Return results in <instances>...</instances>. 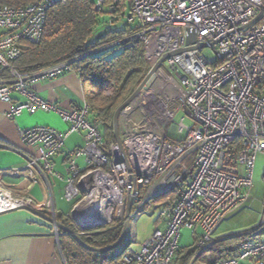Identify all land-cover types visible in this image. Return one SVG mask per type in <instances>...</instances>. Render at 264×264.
I'll return each mask as SVG.
<instances>
[{
  "label": "built area",
  "instance_id": "obj_1",
  "mask_svg": "<svg viewBox=\"0 0 264 264\" xmlns=\"http://www.w3.org/2000/svg\"><path fill=\"white\" fill-rule=\"evenodd\" d=\"M58 1L0 6V101L12 104L8 117L55 112L69 124L64 132L48 126L20 130L35 151L25 155L21 167L0 168V214L23 207L45 210L3 182V175L11 174L31 186L43 183L56 218L50 182L54 158L64 152L71 134L81 132L84 145L65 152L63 193L78 232L125 221L130 197L133 218L163 192L182 187L178 199L167 198L158 206L164 227L155 229L138 250L130 248L124 264H175L184 228L193 231L195 264L216 242L219 224L247 199L257 156L264 154V0H95V10L111 16L107 25L121 14L134 31L90 55L137 39L150 71L166 54L186 49L157 67L151 84L121 111L122 147L116 140L106 142L103 122L93 117L87 102L65 109L32 89L36 82L73 71L83 57L32 72L15 65L25 43L41 40L49 10ZM190 32L197 43L214 50V61L204 48L187 44ZM15 93L22 100L15 101ZM180 112L185 115L176 121ZM80 156L85 157L83 169L77 164ZM262 226L254 237L240 241L235 253L211 264H264Z\"/></svg>",
  "mask_w": 264,
  "mask_h": 264
},
{
  "label": "trees",
  "instance_id": "obj_2",
  "mask_svg": "<svg viewBox=\"0 0 264 264\" xmlns=\"http://www.w3.org/2000/svg\"><path fill=\"white\" fill-rule=\"evenodd\" d=\"M33 1L0 0V6H19ZM105 13L110 15L108 12L99 13L95 10V0H59L49 10L41 40L37 43H25L23 54L15 61V65L21 72H32L71 58L83 57L73 71L80 74L86 102L91 107L93 117L103 122L104 138L107 143H111L115 141V112L143 82L149 72V65L145 59L144 45L137 39L95 55L89 54L106 44L123 39L134 31V27L129 25L120 29L111 28V25L100 19ZM117 16L113 18V22L123 19L121 14ZM103 30L106 32L100 35ZM188 165L192 167L191 159ZM182 190V187L170 189L153 200L160 203L167 198L176 200ZM46 214L50 215L49 212ZM56 217L58 222L78 232L69 216ZM123 227L124 221L115 219L112 224L88 231L81 234V237L90 247L105 248L119 240ZM262 227L260 223L248 232L220 236L209 251L216 260L232 255L240 241L254 237ZM130 229L128 244L119 246L124 245L122 252L116 251L118 247L101 253L82 246L71 235L59 229L62 253L68 264H124L135 237L133 228ZM192 255V250L181 248L175 264H188Z\"/></svg>",
  "mask_w": 264,
  "mask_h": 264
},
{
  "label": "crops",
  "instance_id": "obj_3",
  "mask_svg": "<svg viewBox=\"0 0 264 264\" xmlns=\"http://www.w3.org/2000/svg\"><path fill=\"white\" fill-rule=\"evenodd\" d=\"M32 89L49 102L57 103L65 109L81 106L86 102L82 79L77 71H70L53 79L36 82L32 85ZM13 99L15 101L22 100V97L15 93L13 94ZM11 105V103L0 101L1 169L23 166L26 163L25 155L35 151L34 146L26 144L21 139L20 130L36 126H48L64 132L69 127V124L64 122L55 112L38 111L31 114L25 111L18 117H8L7 112ZM83 145V133L75 132L71 134L65 141L64 152L55 156V173L50 175L51 184L53 185V181L55 186H58V191L62 195L61 199L65 201V204H69V206L71 204L63 197L68 176L67 155L65 152L75 150ZM82 162L85 163V157H78L77 164L83 169L85 166L81 165ZM21 178L23 177L6 174L3 175L2 180L4 183H7V186L15 194L32 196L36 202L44 205L45 214L46 212H50L48 210L45 185L41 183L31 186L25 179L20 180ZM53 197L56 215L59 218L67 216L71 218V209L69 212L65 210L68 208L67 205L64 208L60 207L57 209L54 191ZM48 216H51V214ZM163 227L164 224L159 219L155 229ZM218 227L215 230V234ZM0 264L68 263L62 253L60 233L58 240L53 224L27 210H16L0 214Z\"/></svg>",
  "mask_w": 264,
  "mask_h": 264
},
{
  "label": "rangeland",
  "instance_id": "obj_4",
  "mask_svg": "<svg viewBox=\"0 0 264 264\" xmlns=\"http://www.w3.org/2000/svg\"><path fill=\"white\" fill-rule=\"evenodd\" d=\"M110 17V15L105 13L100 17V19L102 22L107 23ZM136 24L137 21L132 23L131 26ZM125 25H128V22L125 19H122L113 22L111 24V28L120 29ZM204 52L210 61H214V50L211 47L204 48ZM184 115L185 114H183V112H180L176 116V121H179ZM186 123L192 125V120L187 118ZM175 137L177 136L174 135V138ZM81 165L84 167L85 163L82 162ZM20 180H23V178ZM52 183L57 209L60 207L64 208L65 205H67L68 208L65 210L69 212L71 206H69V204H65V201L61 199L62 195L58 191V186L56 187L53 181ZM5 184L7 185V183ZM159 204V201L151 200L148 205L144 207L143 211L131 218L130 224L135 234L134 242L130 247L132 250H138L141 245L149 239L156 228V223L159 220L160 215V207H158ZM48 210L50 211L49 213L53 215L52 207H49ZM260 223H264V154H259L257 156L254 169L253 186L247 194V199L225 217V219L220 223L215 235L216 237H219L222 235L248 232L258 227ZM53 228H55L54 225ZM192 233L193 231L187 228L182 230L180 246L181 248H184V250H191V243L193 242ZM123 249L124 245L116 249V251L122 252ZM192 258L193 255L188 264H191ZM215 261L217 260L214 258L212 252L208 251L204 253L195 264H211Z\"/></svg>",
  "mask_w": 264,
  "mask_h": 264
},
{
  "label": "water",
  "instance_id": "obj_5",
  "mask_svg": "<svg viewBox=\"0 0 264 264\" xmlns=\"http://www.w3.org/2000/svg\"><path fill=\"white\" fill-rule=\"evenodd\" d=\"M105 32H106V30H103L102 32H100V35H103ZM195 43H196V45H194L192 48H195V47L205 48V47H207L206 44L197 43L196 34L194 32H190L189 36H188V39H187V44L191 45V44H195ZM184 50H186V49H179L178 51H176L174 53L166 54L159 61V63L148 72L147 76L145 77L143 82L140 84V86L134 91V93L124 103H122L118 107V109L116 110L115 115H114L115 140L117 141V143L121 147H122V141H121L120 132H119V115H120L121 111L142 89L148 87L151 84V82L154 79L155 70L157 69V67H159L161 64H163L172 55H174L176 53L183 52ZM135 189L136 188H135V184H134L133 190L135 191ZM132 209H133V197H130L128 199V202H127V208H126V212H125L124 227H123V231H122L121 237L119 238V240L115 244H113V245H111L109 247H105V248H93V247L88 246L83 241L80 233H78V232L72 230L71 228H69L68 226L58 222L57 219L54 218L53 216L52 217L48 216L47 214L42 213L40 211H37L35 209H32L30 207H23V208H20V209H15L13 211H16V210H27V211L31 212L32 214H34V215H36L38 217H41V218L51 222L54 226H56L57 229H61V230L65 231L67 234L71 235L74 239H76L82 246H84L86 248H89V249H91L93 251L101 253V252L114 250V249L118 248L121 244H128L129 239H130V232H131V229H130L131 228V224H130L131 222L130 221H131ZM82 229H86V228L82 227Z\"/></svg>",
  "mask_w": 264,
  "mask_h": 264
}]
</instances>
